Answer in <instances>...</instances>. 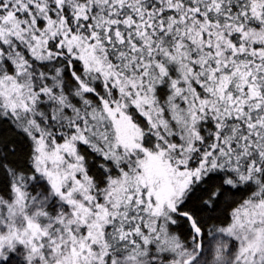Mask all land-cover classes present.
Listing matches in <instances>:
<instances>
[{
    "label": "snow or ice",
    "instance_id": "6c2138e0",
    "mask_svg": "<svg viewBox=\"0 0 264 264\" xmlns=\"http://www.w3.org/2000/svg\"><path fill=\"white\" fill-rule=\"evenodd\" d=\"M0 264H264V0H0Z\"/></svg>",
    "mask_w": 264,
    "mask_h": 264
}]
</instances>
